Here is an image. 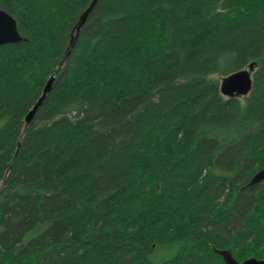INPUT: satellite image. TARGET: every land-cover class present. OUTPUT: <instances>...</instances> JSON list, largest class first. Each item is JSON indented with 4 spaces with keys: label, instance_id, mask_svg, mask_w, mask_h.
Returning a JSON list of instances; mask_svg holds the SVG:
<instances>
[{
    "label": "trees",
    "instance_id": "16d2710c",
    "mask_svg": "<svg viewBox=\"0 0 264 264\" xmlns=\"http://www.w3.org/2000/svg\"><path fill=\"white\" fill-rule=\"evenodd\" d=\"M93 1L0 0V264L263 258L264 0Z\"/></svg>",
    "mask_w": 264,
    "mask_h": 264
},
{
    "label": "water",
    "instance_id": "95a60500",
    "mask_svg": "<svg viewBox=\"0 0 264 264\" xmlns=\"http://www.w3.org/2000/svg\"><path fill=\"white\" fill-rule=\"evenodd\" d=\"M97 0H94L89 10L82 17L78 31L86 21L88 12L93 8ZM24 41L21 37L16 19L4 10H0V46L6 44L20 43ZM255 69V64H250L248 69L235 72L222 79L220 90L226 97H243L249 94L252 89V73ZM54 77H52L46 87L44 88L43 96L38 100L35 107L30 111L26 117L27 123H30L36 114L38 106L46 95L50 92ZM264 181V169L259 171L248 184L247 187L253 186L257 183ZM217 253L223 258L225 264H264V257L261 259L252 257L245 261H238L229 250H219Z\"/></svg>",
    "mask_w": 264,
    "mask_h": 264
}]
</instances>
